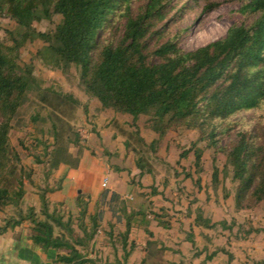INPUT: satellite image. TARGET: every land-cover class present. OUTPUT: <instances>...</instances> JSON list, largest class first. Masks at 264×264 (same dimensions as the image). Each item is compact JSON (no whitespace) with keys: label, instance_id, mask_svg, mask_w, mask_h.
Listing matches in <instances>:
<instances>
[{"label":"trees","instance_id":"obj_1","mask_svg":"<svg viewBox=\"0 0 264 264\" xmlns=\"http://www.w3.org/2000/svg\"><path fill=\"white\" fill-rule=\"evenodd\" d=\"M236 1L240 4L241 20L232 24L223 38L184 51L178 46V33L154 47L148 42L152 35L165 29L169 0H145L136 10L131 6L132 0H0V16L12 19L21 32V41L13 37L9 47L0 41V211L10 204L18 212V217L5 220L0 233L28 221L31 232L24 235L33 246L44 252L64 251L56 255V263L128 264L135 247L128 240L132 229L151 237L148 226L153 221L157 226L168 227V222L149 208L142 195L137 200L143 203L136 205L105 190L92 213L88 211L89 197L84 194L75 199L76 215H64L55 206L50 208L45 192L54 188H48V179L61 165L76 169L81 149L74 155L67 148L54 147L44 172L47 187L41 190V186L35 185L42 217L33 206L28 207L25 215L21 213L19 207L26 193L23 169L14 167L6 171L12 154L8 134L11 120L33 79L30 71L20 72L16 54L19 46L33 37L45 42L39 54L50 67L64 70L77 66L84 90L105 109L134 119L151 116L166 128L181 124L196 129L206 135L208 145L212 146L217 144L219 135L232 128L234 116L251 114L249 128L236 133L226 157L235 168L237 208L241 209L244 201L264 200V0ZM39 9L44 17H60L50 32H36L32 26L39 19ZM109 18L114 22L124 20L121 34L98 45L97 32ZM13 157L18 159L15 153ZM105 210L109 213L108 229L102 226ZM194 224L215 227L210 218L200 215L194 218ZM118 225L123 228L114 235L113 229ZM101 229L108 240H113L111 262L98 263L86 251L82 252ZM187 241L193 243L191 234ZM117 242L121 244L120 255L115 248ZM146 244L149 247L151 241ZM253 264H264V260Z\"/></svg>","mask_w":264,"mask_h":264},{"label":"rangeland","instance_id":"obj_2","mask_svg":"<svg viewBox=\"0 0 264 264\" xmlns=\"http://www.w3.org/2000/svg\"><path fill=\"white\" fill-rule=\"evenodd\" d=\"M143 2L145 0H132L133 10ZM239 5L236 0H169L166 27L160 34L152 35L148 42L154 47L178 33V46L182 50L203 47L223 38L228 28L241 20ZM38 13L39 19L32 23L36 32H50L60 21L58 15L44 17L41 9ZM112 19L98 30V45L121 34L124 20L114 22ZM20 33L12 19L0 16V41L4 46H11L13 37L21 41ZM45 46L39 37L27 38L16 54L20 72L30 71L33 78L11 120L8 134L12 154L6 171L14 167L23 169L26 193L19 207L22 214L27 213L35 199L39 203L34 209L42 217L39 190L36 191L35 185L41 186V190L47 187L44 172L54 147L67 148L74 155L81 149L80 162L83 161L86 171L97 173L90 183L100 195L108 188L110 173L124 168L119 182L123 185L129 182L135 189L132 202L142 195L149 208L169 222L168 231L154 232L156 239L163 243L162 252L144 254L143 233L130 235L136 245L128 264H253L264 260V200L244 201L243 207L237 208L235 168L226 157L236 133L241 128H249L247 122L251 114L234 116L229 132L219 135L216 145H208L206 135L196 129L181 124L166 128L151 116L140 115L134 119L103 108L84 90L77 66L54 69L42 59L39 52ZM14 153L18 159L13 157ZM48 180L52 181V177ZM52 182L51 188L58 186L54 179ZM82 189L86 191L87 187L83 185ZM96 196L92 195L90 212L95 209ZM103 206L104 203L101 212ZM16 210L10 204L5 206L0 211V226L5 220L18 217ZM64 210L68 211L66 207ZM199 215L210 218L215 227L206 229L194 225L193 220ZM106 222L103 218L102 226L108 229ZM121 228L122 225L115 226L114 235ZM20 231L29 234L30 222L24 221L18 227L17 232ZM188 234L192 235L193 243L187 241ZM112 241L101 229L82 252L86 251L87 256L98 263L111 262L114 259ZM115 248L121 249L120 242Z\"/></svg>","mask_w":264,"mask_h":264},{"label":"crops","instance_id":"obj_3","mask_svg":"<svg viewBox=\"0 0 264 264\" xmlns=\"http://www.w3.org/2000/svg\"><path fill=\"white\" fill-rule=\"evenodd\" d=\"M76 169L68 168L67 166H59L56 171H54L51 175L52 181L54 179L55 182L58 183L57 187H54L52 192L46 194L47 201L49 202L50 208L55 206L59 211L63 214L67 215L68 212L74 213L77 211L75 199L79 194H84L89 197L88 199V211L90 212V202H92V195H97L96 199L93 202V207L98 203L100 195V191L96 190L91 186L92 180L96 178L97 173L91 171H86L83 166V161L80 162ZM124 168H117L116 170L112 171L115 175H109L108 181V190L109 192H114L121 196L122 200L125 201H132V194H134L135 189L132 188L129 182L121 183L119 182L120 177L122 176ZM52 181L48 180V185L51 187L50 183ZM94 184V183H93ZM87 187L86 191L82 189V186ZM128 187V188H125ZM125 189V190H124ZM37 191V190H36ZM123 191V192H122ZM38 192V191H37ZM73 192V193H72ZM123 193L130 194L127 198L123 195ZM72 194L74 196H72ZM39 199V196L37 194ZM125 197V198H124ZM149 201H152L149 199ZM39 202L33 201V204H29V206H36ZM133 203L136 205L142 204V200H137L136 198L133 200ZM67 208L68 211H65L64 208ZM106 211V210H105ZM92 213V212H90ZM104 220L109 219V213L106 211L104 212ZM162 221L163 220L160 218ZM168 222V221H167ZM194 224V220H193ZM195 225V224H194ZM121 226V225H118ZM169 222L167 228H162L157 226V223L153 221L148 226V229L152 232V236L148 237L142 230L132 229L129 233L128 240L134 242L136 245V240L131 238L130 235L135 232L139 234L140 232L143 233L145 236V244L143 248L144 254H155L157 252H162L160 248H163V243L156 239L154 232H165L169 230ZM192 227V225H190ZM201 227V226H200ZM208 229V228H206ZM18 227L11 230L8 229L4 233H0V264H63V263H56L55 257L58 253L62 254L64 251L62 249H48L47 251H42L41 248L33 246L31 241H29L24 234H18ZM102 234L103 231H102ZM143 236V237H144ZM150 240L151 244L147 247L146 241ZM135 248V247H134ZM133 251V250H132ZM144 256V260H145ZM209 260V259H208ZM144 264V263H142Z\"/></svg>","mask_w":264,"mask_h":264}]
</instances>
